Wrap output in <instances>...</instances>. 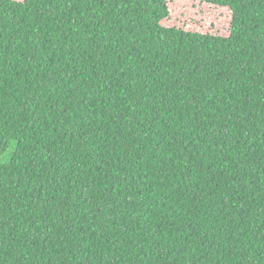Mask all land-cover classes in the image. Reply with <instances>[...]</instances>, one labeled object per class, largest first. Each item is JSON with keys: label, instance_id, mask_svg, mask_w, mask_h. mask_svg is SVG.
Returning <instances> with one entry per match:
<instances>
[{"label": "trees", "instance_id": "obj_1", "mask_svg": "<svg viewBox=\"0 0 264 264\" xmlns=\"http://www.w3.org/2000/svg\"><path fill=\"white\" fill-rule=\"evenodd\" d=\"M189 1L0 0V264H264V0Z\"/></svg>", "mask_w": 264, "mask_h": 264}, {"label": "rangeland", "instance_id": "obj_2", "mask_svg": "<svg viewBox=\"0 0 264 264\" xmlns=\"http://www.w3.org/2000/svg\"><path fill=\"white\" fill-rule=\"evenodd\" d=\"M170 16L165 23L188 31L228 36L231 15L225 8L189 0H169ZM15 151L12 143L5 154L0 155V164L9 162Z\"/></svg>", "mask_w": 264, "mask_h": 264}]
</instances>
